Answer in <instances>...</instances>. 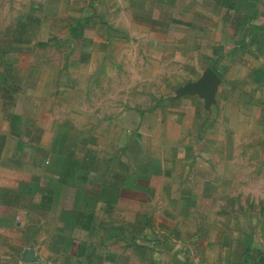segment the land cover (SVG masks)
<instances>
[{"label": "crops", "instance_id": "crops-1", "mask_svg": "<svg viewBox=\"0 0 264 264\" xmlns=\"http://www.w3.org/2000/svg\"><path fill=\"white\" fill-rule=\"evenodd\" d=\"M178 66L184 131L219 105L264 116V0H0V264H264L206 202L219 191L179 166L193 143L158 156L132 134L95 155L72 135L60 100L77 85L91 99L99 84L107 116L109 98L149 100L156 69Z\"/></svg>", "mask_w": 264, "mask_h": 264}, {"label": "rangeland", "instance_id": "rangeland-1", "mask_svg": "<svg viewBox=\"0 0 264 264\" xmlns=\"http://www.w3.org/2000/svg\"><path fill=\"white\" fill-rule=\"evenodd\" d=\"M172 59L175 60L174 55ZM173 67L165 72L156 69V83L150 87L154 92L149 100L109 98L107 116H99V84L92 85L96 96L93 94L91 99L85 96L86 85H77L79 91L76 90V93L78 91L79 94L76 98L68 95L60 100L61 108L77 110L76 115L70 114V118L74 117L76 128L72 135L92 140L91 149L95 155H100V143L106 145L104 151L108 150L109 154L113 151L114 141L130 139L132 134L134 138L138 135L141 141L154 144L153 149L158 156L169 154L171 141L181 145L188 140L196 147L188 152L189 160L179 165L183 167V172L197 174L198 187L219 191L214 197H206V202L211 200L208 204L220 206L219 215L223 217L224 225H229L225 232L234 231L240 240L245 239V245L252 250H264V116L254 113L244 115L243 112L237 113V116L229 115L227 106L219 105V110L201 109L200 115L188 117L187 130L184 131L183 106L176 96L183 74L179 66ZM115 87L114 83L108 84L109 97H116ZM121 107L134 109L139 115L122 116ZM85 109H92L91 115H85ZM141 111L145 113L141 114ZM122 123L138 126L137 131L131 133L128 129L121 132L119 127ZM231 139L233 143H239V147H227ZM218 141L223 148L216 147ZM143 152L144 149H141V154ZM234 154L239 156L234 158ZM233 159L236 162L233 163ZM185 184L188 185V181Z\"/></svg>", "mask_w": 264, "mask_h": 264}, {"label": "water", "instance_id": "water-1", "mask_svg": "<svg viewBox=\"0 0 264 264\" xmlns=\"http://www.w3.org/2000/svg\"><path fill=\"white\" fill-rule=\"evenodd\" d=\"M206 76L211 77L210 78V82H215L217 80V75L210 70ZM210 85V84H209ZM212 88L214 85H210ZM37 257H39V255L36 254L35 249L33 248H27L24 253H23V259L27 260V261H32L35 260Z\"/></svg>", "mask_w": 264, "mask_h": 264}]
</instances>
